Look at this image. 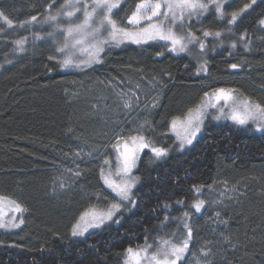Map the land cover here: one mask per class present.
I'll use <instances>...</instances> for the list:
<instances>
[{
	"label": "trees",
	"instance_id": "1",
	"mask_svg": "<svg viewBox=\"0 0 264 264\" xmlns=\"http://www.w3.org/2000/svg\"><path fill=\"white\" fill-rule=\"evenodd\" d=\"M62 2L57 0L52 14ZM138 2L121 0L113 10L120 27L129 28L127 16ZM49 3L0 0V11L13 21L9 27L0 20V196L24 209L19 228L0 229V264H124L128 247L172 233L186 235L184 222L193 236L181 264L202 247L211 250L212 264H224L225 258L259 264L264 259V129L210 120L181 150L170 121L194 108L205 92L221 88L264 105V0H222L223 17L210 5L187 20V30L204 42L203 51L189 44L174 53L165 41L109 43L100 63L80 68L62 65L57 48L64 35L46 20ZM245 4L250 7L241 11ZM234 12L240 15L229 24ZM33 15L37 21L20 26ZM58 23L66 26L65 18ZM203 31L221 36L204 37ZM22 38L23 45H17ZM140 128L145 131L138 133ZM136 135L150 146L140 152L134 170V207L99 229L73 236L81 213L117 203L100 168L115 143ZM152 147L166 154L157 157ZM222 185L236 194L208 204V189ZM198 200L205 201L199 212L192 207Z\"/></svg>",
	"mask_w": 264,
	"mask_h": 264
},
{
	"label": "snow or ice",
	"instance_id": "2",
	"mask_svg": "<svg viewBox=\"0 0 264 264\" xmlns=\"http://www.w3.org/2000/svg\"><path fill=\"white\" fill-rule=\"evenodd\" d=\"M256 0H252L255 3ZM121 0H63L59 4L55 14H52V9L56 8L57 0H51L48 4L49 14L46 17L47 21L53 22L55 27L59 29L65 37V42L62 47L57 48L58 52L63 53L68 47V40L73 41L72 47L78 45H84L86 39L90 38L93 42L88 45L87 48L81 50L87 51L92 58L88 63L96 62L100 63V53L104 52V46L109 44L110 41H114L117 44L123 42L124 39L131 40L133 43L142 44L148 41H165L170 43L171 47L169 51H186L189 44H199L201 51L204 50V42L197 37L189 29L191 26L186 25L185 21L190 20L193 15H201L209 9L210 5H215L216 11L223 17L224 12L222 10V4L218 0H139L135 6V10L131 15L127 16L129 25L137 27L136 31H129L126 27H120L117 21L113 19V10L120 6ZM250 7L249 4H245L244 11ZM240 13L234 12L231 14L229 24H234L237 21ZM60 17L65 18L66 26H61L58 23ZM0 20L6 23L9 27L13 26V21L0 11ZM37 21V16L33 15L30 21H24L20 24L21 27L30 22ZM264 24V20L261 21ZM231 29H229L230 31ZM106 34V36H105ZM48 35H53L49 33ZM203 36H215L220 37L219 31L213 33L209 31H203ZM26 38L15 41L17 45H23ZM243 39V37H241ZM236 47L235 44L232 45ZM157 55H163V53H157ZM53 57H49L52 59ZM73 63L71 58H65L62 61V65L67 67ZM232 69H237L239 65L231 64ZM201 70L206 71L204 65H201ZM125 95V94H121ZM204 97L208 98L207 101H202L197 105L195 109H188L184 118L175 117L171 120V128L176 132L178 139L181 140V147L184 143L191 144L195 139L197 133L201 129L203 124L204 109L208 106L215 107L212 103V97L217 102L223 100L226 104L232 101L233 107L231 109L230 118L237 124L246 125L249 120L264 122V105L260 103H252L248 98L237 102L233 100V90L231 89H216L209 96V93L205 92ZM125 107H131V104L125 103ZM223 109L221 108V112ZM219 119L220 117H215ZM147 123V122H146ZM143 127V126H141ZM121 139V138H118ZM128 141H131L132 147H129ZM149 142L143 135L130 136L128 140L124 141V150L120 152L119 143L114 144L113 148L119 152L117 157L118 166L115 173L120 177L121 174L128 175L131 169L135 166V153L148 148ZM151 151L157 156L161 157L166 154V149L152 147ZM79 155V154H77ZM103 165L108 166L109 171L105 172V167L100 168V175L107 187L111 188L121 201H129L130 204H135L130 199L131 189L133 183H130L124 179H113V173L111 172V161L105 159ZM76 175H79L77 172ZM138 179V178H137ZM199 191V189H197ZM6 197L0 196V202L6 200ZM11 205H14L16 212H23L24 209L16 203V201H9ZM204 200L196 201L192 207L197 212L204 206ZM121 205L114 203L106 212H98L95 209L85 210L79 217L78 221L72 226V235L80 236L88 231L89 228H99L106 221L112 220L113 216L119 211ZM167 207V206H166ZM5 213L0 211V228H19L24 220L19 219V222H15L16 218L13 217L8 222L3 220ZM188 213H185V218L188 217ZM219 215V213H217ZM169 217H165V220L161 222L162 227H166V222ZM118 222V221H117ZM227 223V221H225ZM183 229L186 231V237L174 242L175 233L170 234L172 238L159 237L158 241L153 244H149L147 240L145 244L137 246L136 248L128 247L125 250L124 264H181L184 261L186 254L189 253V244L192 240L193 229L189 223H183ZM226 242L231 243L227 237ZM236 246L233 245V250ZM208 251L201 250L202 255L207 258L210 254ZM200 264V262H198ZM203 264H212L208 259H204ZM224 264H232L230 260L225 258ZM259 264H264V259L259 261Z\"/></svg>",
	"mask_w": 264,
	"mask_h": 264
},
{
	"label": "rangeland",
	"instance_id": "3",
	"mask_svg": "<svg viewBox=\"0 0 264 264\" xmlns=\"http://www.w3.org/2000/svg\"><path fill=\"white\" fill-rule=\"evenodd\" d=\"M222 0H218V2H220ZM205 2H207V0H205ZM187 21V20H186ZM185 21V22H186ZM128 22V21H127ZM129 31H136L138 30L137 27H134L132 25H129V28H127ZM106 36V34H105ZM128 41H131V40H128V39H124L123 42H128ZM64 42H65V37H64ZM93 41L88 38L86 39L85 41V44L84 45H78L76 47H72V44H73V41L71 39L68 40V47L65 49V51L62 53V61L65 59V58H71L73 63L69 66H67L66 68H80L82 66H85L88 63V61H90L92 58L89 56L88 52L87 51H83L81 50L82 48H87L88 45L90 43H92ZM121 42V43H123ZM110 43H116L114 41H110ZM169 46L171 47L170 43H168ZM64 45V44H63ZM173 52V51H172ZM174 53H180V51H176ZM94 62V61H93ZM92 63V62H91ZM65 67V66H64ZM214 91H211L209 92V96L211 97L212 96V93ZM246 97H242V96H239L238 94L234 93L233 92V100H236L237 102L239 101H242L244 100ZM208 98L204 97L200 100V102L197 104H201L202 101H207ZM212 103L215 104V107H211V106H208L204 109V115H203V124L201 125V129L200 131L197 133L195 139L201 134V132L203 131L204 127H205V124L206 122L208 121H214V120H220V119H228L230 121H233L231 118H230V114H231V109L233 107V104H232V101H229L227 104L221 100L219 102H217L215 100L214 97H212ZM196 105V106H197ZM196 106L192 109H195ZM221 108L223 109V111L221 112ZM188 112V110L185 112V114ZM185 114L181 115V116H177V117H181V118H184ZM219 116L220 118L219 119H216L215 117ZM235 122V121H233ZM236 123V122H235ZM246 125H250L253 129H255L256 131H260L261 129L263 130L264 129V122H261V121H252V120H249L248 123ZM170 130L172 132V134L174 135L176 141L178 142V145H179V148L181 150L185 149L187 146L191 145L195 139H193L192 143L191 144H187V143H184L183 144V147H181V140L178 139L177 137V134L175 131L172 130L171 128V121H170ZM145 131L144 129H139L137 130L138 133H141ZM138 136V135H136ZM122 137V135H121ZM125 140H128L127 139H121L120 141H118L117 143H119V150L120 152H122L124 150V141ZM115 143V144H117ZM128 144H129V147H132V144H131V141H128ZM142 151V150H141ZM141 151H138L135 153L136 155V159H135V166L131 169V172L130 174L128 175H123L121 174L120 177L116 176L115 173L117 171V166H118V161H117V157L119 155V152L116 151V149L113 148V155L112 157L108 158L109 161H111V172L113 173V179H117V180H120L121 178L124 179V180H127L129 181L130 183H133V187L131 189V195H130V199L132 201H134L133 199V190L138 182L137 180V176L135 175L134 173V170L137 166V160L139 159V155H140V152ZM109 171V168L108 166L105 167V172L107 173ZM104 183V181H103ZM104 186L107 188V190H109L115 197L116 199L118 200L117 203H119L121 205L119 211H117L115 213V215L113 216L112 220H109V221H106L101 227H103L104 225L108 224V223H111L112 221L114 220H117L118 218V215L122 212V211H128L130 208L134 207L133 204H130L129 201H121L120 197L116 195L115 192L112 191L111 188L107 187V185L104 183ZM236 194L235 192V189H233L232 187L230 186H226V185H222L220 188H209L207 193H206V201L207 203L209 204H218V203H221L229 198H231L232 196H234ZM5 197V196H3ZM7 199L4 200L3 202H0V211H2L3 213H5V215L3 216V220L5 222H8L9 220H11L13 217L16 218L15 222H19V219L21 218L22 216V213L21 212H16L15 211V208H14V205H11L9 203V201H15L9 197H6ZM199 198L201 199L202 196L199 195ZM17 203V202H16ZM116 203V202H115ZM114 204V203H112ZM110 204V205H112ZM111 206H108L106 208H100V209H95L96 211L98 212H106ZM82 214V213H81ZM80 217V216H79ZM79 219V218H78ZM77 219V221H78ZM76 221V222H77ZM75 222V223H76ZM74 223V224H75ZM99 227V228H101ZM99 228H89L87 232H85L83 235H80V236H84L85 234H87L88 232L92 231V230H95V229H99ZM2 231L4 230H12L14 228H0ZM79 237V236H77ZM165 237V236H164ZM186 235L185 234H175V239H174V242H179V240L185 238ZM166 238H172L171 236L170 237H166ZM159 237H156L153 241H150L148 242L149 244H153L155 241H158ZM145 244V243H144ZM143 244V245H144ZM141 245V247L143 246ZM136 248V247H135ZM202 249L204 251H208L209 249L206 248V247H202ZM198 252V253H193L191 256H189L186 264H198V262H200V264H203V261L204 259H208L209 256L207 258H205L203 255H202V252L201 250ZM210 255V254H209ZM124 260H125V257H124Z\"/></svg>",
	"mask_w": 264,
	"mask_h": 264
}]
</instances>
